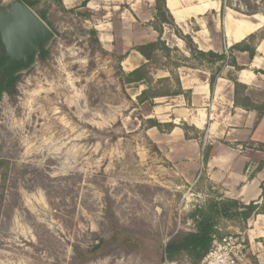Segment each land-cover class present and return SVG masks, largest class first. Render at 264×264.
I'll return each instance as SVG.
<instances>
[{"label":"rangeland","instance_id":"rangeland-1","mask_svg":"<svg viewBox=\"0 0 264 264\" xmlns=\"http://www.w3.org/2000/svg\"><path fill=\"white\" fill-rule=\"evenodd\" d=\"M10 1L0 0V5ZM26 1H34L33 11L44 13L56 33L47 56L40 54L19 75L16 96L4 94L0 101V156L9 166L6 182L0 184V264H191L193 256L183 251L170 256L167 245L195 230L193 215L199 209L218 197L228 198L219 182L222 175L210 177L200 162L198 142L206 131H195L185 122L189 135L198 138L187 140L168 127L162 132L149 128L150 120L175 121L180 128L182 114L169 110L180 101L171 103L166 97L153 105L140 104L137 97L145 87L126 83L123 72L144 61L136 49L149 37L122 28L121 12L129 14L127 5L94 3L80 9L82 4H63L64 11L53 0ZM226 1L247 10L240 0ZM250 1L264 12V0ZM234 12L237 18L246 16ZM257 19L264 25L263 14L249 17ZM93 30L99 37L101 31L112 33L113 39H99L98 44ZM163 40L171 60L169 64L161 57L153 64V87L166 92L174 89L173 82L157 81L171 77L167 70L185 78L197 62L186 61L190 55L172 27L164 26ZM175 65L187 66L176 70ZM206 70L211 72L201 68ZM226 71V77L233 72ZM259 85L248 92L256 102L263 99L264 82ZM184 93L188 101L190 93ZM155 106L159 108L153 111ZM247 125L235 134L238 141L221 137L212 143L232 154L248 150L259 162L264 119ZM204 143L203 156L211 149ZM260 207L264 209V200ZM247 225L219 217L215 233H243L251 262L262 264L264 239L254 234L250 242Z\"/></svg>","mask_w":264,"mask_h":264},{"label":"crops","instance_id":"crops-1","mask_svg":"<svg viewBox=\"0 0 264 264\" xmlns=\"http://www.w3.org/2000/svg\"><path fill=\"white\" fill-rule=\"evenodd\" d=\"M83 1L63 0V4L67 8H74L80 6ZM107 2L111 3V5L115 4L118 8L124 5L128 6L125 11L129 14L120 11L121 26L132 34L149 37V40L144 44L154 42L159 38V33L152 26L155 17L154 0H92L87 7L94 3L97 6L100 3ZM166 7L177 27L184 34L191 35L199 49L205 52L222 53L234 44L242 42L250 35L259 33L264 27L259 19L256 20L257 22H253L249 20L248 16L243 18L235 17V12L231 8H226L222 17V0H172V2L171 0H166ZM257 16L255 15L253 18H257ZM207 17L213 18L216 32L214 34L208 28ZM194 24L196 28H192ZM142 25H146L147 29L144 32H139L137 28ZM97 32L99 31L97 30ZM218 34L223 35L220 42L215 40ZM99 39L110 42L113 39V34L101 31ZM236 57L238 63L246 67L245 70L237 74L239 83L249 89L261 87L259 82H264V75L261 74V71H264V39L257 45V55L252 62H249L247 53H236ZM248 67L250 70L247 69ZM229 70L231 68L227 67L222 72L221 77L215 84L213 93L209 85L212 70L211 72L206 70L208 73L201 71V68L189 70L192 73H186L185 78H181V83L183 91L190 93V99L187 101L184 95L169 97L171 98V103L180 101L176 106L169 104V110H172L173 115L176 112H180L182 114L181 120L194 126L199 131H206L204 140L210 143L208 145H210L211 149L207 152L208 157L205 159L203 151H205L206 144L203 139L198 142L199 155L202 160L200 162L210 177L212 176L213 178L215 174L222 175L224 181L219 182H222L225 197L238 200L245 205L255 203L261 206L264 200V191L261 188L262 185L264 186V152H256V154L262 156L259 162H255L247 153L248 150L240 153V155L236 151L235 154H232L228 150L223 152L220 147L212 143L214 139L221 137H229L238 141L235 134H237L239 128L245 127L248 129L247 121L251 120L254 123L257 120L255 112L246 111L235 106L234 84L224 75L225 71L228 72ZM195 73L200 75L190 79L191 75ZM179 105L182 106L180 111L176 109ZM227 105L229 109L224 108ZM216 107H218L217 112L214 111ZM158 108L159 106H155L153 111ZM262 118L264 119V116ZM174 124L177 125V122L174 121ZM250 130L251 132L253 131V129ZM173 132H181L184 135V131L179 127L175 128ZM201 142L204 144H201ZM260 165H262L261 168L257 169ZM219 182L215 186L219 185ZM245 232L250 242H252L254 234H258L257 238L264 239V214L252 216L248 221ZM262 264H264V261H262Z\"/></svg>","mask_w":264,"mask_h":264},{"label":"trees","instance_id":"trees-1","mask_svg":"<svg viewBox=\"0 0 264 264\" xmlns=\"http://www.w3.org/2000/svg\"><path fill=\"white\" fill-rule=\"evenodd\" d=\"M91 1L92 0H85L80 6V9L87 8L88 3ZM154 1L155 17L153 23H156L154 28L159 33V38L154 42L138 46L136 51L142 56L144 61L135 70L127 74L123 72V74L127 77V84H137L145 87V89L137 97L139 103H150L151 105H153L156 99L181 96L185 94L182 89L180 77L174 75L170 70H167V72L171 77L159 79L157 83L162 84L173 82L174 89L165 92L161 91V89L159 90L153 87V83L155 82L153 64L157 62L159 58L167 60L166 62L170 64L171 49L168 47L166 41L163 40L164 26H169L173 28L175 34L179 37V39H181V41L185 43L186 50L190 55V57H185L186 61L192 60L197 62V67L195 66L191 68L199 69V67H209L212 70L211 76L209 78L211 92H214L215 84L221 77V74L225 70V68L230 67L233 72L227 75V79L234 84L235 106L246 111L255 112L257 114V120H260L264 116V92L262 101L256 102L251 97V95L248 94L250 89L247 86L239 83L237 74L245 70L246 67L241 66L238 63L236 53H247L249 62H252V60L257 55V45L261 40L264 39V32L252 34L242 42L234 44L228 50H224L222 53L214 51L205 52L199 49L198 45L194 42L191 35L184 34L177 27L171 13L166 7V0ZM24 2L29 7H31V9H34V1L24 0ZM53 2H55L64 11L67 10L63 5V0H53ZM222 2V17L226 11V8H231L232 10L240 12L243 15L249 17H253L258 14L264 15V12H261L257 5H252L250 0H240V2L243 3L247 8L245 12H241L239 11V9L233 8L230 2L228 3L226 0H222ZM69 12L74 13L75 10H71ZM39 15V17L43 21L47 22V16L44 13ZM207 21L209 30L212 32V34L216 33L214 30V23L212 18L207 17ZM48 25L53 30V32L56 33L54 27L49 23ZM92 34L95 37V42L100 44L97 31L93 30ZM222 36V34H218V36L216 37H218V39H222ZM47 54L48 51H43L40 56L44 58L47 56ZM185 66L187 65H175L174 68L178 70L179 68ZM261 74L264 75V71H261ZM7 76V79L2 84H0V101L2 100L4 94H7L11 98H14L17 94V83L20 80L21 76H16L14 74H8ZM148 124L149 128H156L161 132L163 127H168V132H172L175 128L178 127L173 123L163 124L155 120H150ZM180 128L184 131L185 138L187 140L198 139L192 138L189 135V127L185 122H182ZM194 130L196 131L197 129ZM204 156L206 159L208 157V153H206ZM8 170L9 166L6 158L0 156V184L6 182ZM261 188L263 189V187ZM255 214H264V209L261 210V207L258 204L251 203L249 205H245L238 200L218 197L215 200L210 201L207 206L199 209V211L194 213L193 219L195 220V230L188 233L179 234L175 238V240L167 245L166 253H169V255L172 256L183 251L193 256L194 261H191V264H199L211 249L212 235L217 231L216 220L219 217H223L229 220H242L247 223Z\"/></svg>","mask_w":264,"mask_h":264},{"label":"water","instance_id":"water-1","mask_svg":"<svg viewBox=\"0 0 264 264\" xmlns=\"http://www.w3.org/2000/svg\"><path fill=\"white\" fill-rule=\"evenodd\" d=\"M54 37L51 28L24 1L0 5V59L5 61L0 68V84L9 70L19 67L16 76L29 70Z\"/></svg>","mask_w":264,"mask_h":264},{"label":"built area","instance_id":"built-area-1","mask_svg":"<svg viewBox=\"0 0 264 264\" xmlns=\"http://www.w3.org/2000/svg\"><path fill=\"white\" fill-rule=\"evenodd\" d=\"M164 264H179L166 260ZM199 264H253L244 234L237 232L221 236L212 235V246Z\"/></svg>","mask_w":264,"mask_h":264},{"label":"flooded vegetation","instance_id":"flooded-vegetation-1","mask_svg":"<svg viewBox=\"0 0 264 264\" xmlns=\"http://www.w3.org/2000/svg\"><path fill=\"white\" fill-rule=\"evenodd\" d=\"M5 64V61L3 60V59H0V68L3 66ZM19 67L18 68H14V69H12V70H9V71H7L6 72V74L5 75H3V77L1 78V84L7 79V75L8 74H15L16 72H18L19 71Z\"/></svg>","mask_w":264,"mask_h":264},{"label":"bare ground","instance_id":"bare-ground-1","mask_svg":"<svg viewBox=\"0 0 264 264\" xmlns=\"http://www.w3.org/2000/svg\"><path fill=\"white\" fill-rule=\"evenodd\" d=\"M171 2H172V0H171Z\"/></svg>","mask_w":264,"mask_h":264}]
</instances>
